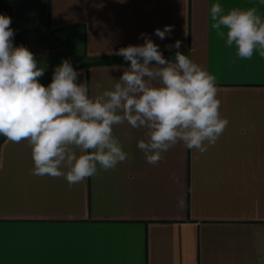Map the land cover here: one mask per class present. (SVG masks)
Listing matches in <instances>:
<instances>
[{"label":"crops","instance_id":"crops-1","mask_svg":"<svg viewBox=\"0 0 264 264\" xmlns=\"http://www.w3.org/2000/svg\"><path fill=\"white\" fill-rule=\"evenodd\" d=\"M213 3L225 13L255 7L264 18L261 0H0L14 46L34 53L45 86L68 59L84 65L75 70L89 96L111 89L130 62H94L121 57L111 53L143 44L146 33L170 60L177 49L165 45L180 40L179 51L216 77L229 122L206 152L177 143L156 165L137 147L143 129L116 126L129 158L71 187L32 175L27 141L5 137L0 264H264V57L240 59L216 35ZM165 25L174 28L161 40L155 29ZM78 43L81 57L72 61Z\"/></svg>","mask_w":264,"mask_h":264},{"label":"clouds","instance_id":"clouds-1","mask_svg":"<svg viewBox=\"0 0 264 264\" xmlns=\"http://www.w3.org/2000/svg\"><path fill=\"white\" fill-rule=\"evenodd\" d=\"M210 20L238 58L251 59L256 52L264 57V18L255 7L225 13L213 3ZM11 23L0 14V135L12 143L27 141L32 175L62 177L71 187L95 176L98 166L115 169L129 158L113 134L116 126L143 129L137 147L156 165L177 143L206 152L229 123L219 112L216 77L179 51L180 40L165 45L177 49L170 60L141 33L143 44L111 53L130 62L118 80L110 77L113 87L89 96L87 83L77 82L82 73L68 59L54 68L47 86L40 83L45 68L23 44L14 46ZM173 28H157L155 35L164 40Z\"/></svg>","mask_w":264,"mask_h":264},{"label":"trees","instance_id":"trees-1","mask_svg":"<svg viewBox=\"0 0 264 264\" xmlns=\"http://www.w3.org/2000/svg\"><path fill=\"white\" fill-rule=\"evenodd\" d=\"M95 64H112V63H126V61L123 59V57H107V58H102L94 62ZM84 65L81 66H75V68L78 67H83ZM3 139H5L4 136H1L0 144L2 143Z\"/></svg>","mask_w":264,"mask_h":264},{"label":"rangeland","instance_id":"rangeland-1","mask_svg":"<svg viewBox=\"0 0 264 264\" xmlns=\"http://www.w3.org/2000/svg\"><path fill=\"white\" fill-rule=\"evenodd\" d=\"M82 49H83V45L81 43H78V45L75 47V50L72 51L71 55L69 57H71L72 61H75L76 59H79L82 53Z\"/></svg>","mask_w":264,"mask_h":264}]
</instances>
